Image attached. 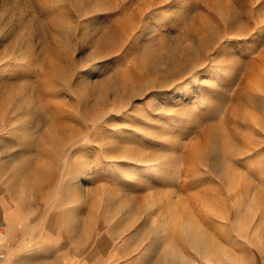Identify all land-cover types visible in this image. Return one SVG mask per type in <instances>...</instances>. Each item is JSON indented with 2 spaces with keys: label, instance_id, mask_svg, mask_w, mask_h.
Listing matches in <instances>:
<instances>
[{
  "label": "rangeland",
  "instance_id": "rangeland-1",
  "mask_svg": "<svg viewBox=\"0 0 264 264\" xmlns=\"http://www.w3.org/2000/svg\"><path fill=\"white\" fill-rule=\"evenodd\" d=\"M0 206L42 264H264V0H0Z\"/></svg>",
  "mask_w": 264,
  "mask_h": 264
},
{
  "label": "crops",
  "instance_id": "crops-1",
  "mask_svg": "<svg viewBox=\"0 0 264 264\" xmlns=\"http://www.w3.org/2000/svg\"><path fill=\"white\" fill-rule=\"evenodd\" d=\"M19 218L16 207L5 210L0 206V252L3 253L0 264H42L38 254L28 251L24 238L19 235L20 229L15 228ZM4 239H10L11 245L5 246Z\"/></svg>",
  "mask_w": 264,
  "mask_h": 264
},
{
  "label": "built area",
  "instance_id": "built-area-1",
  "mask_svg": "<svg viewBox=\"0 0 264 264\" xmlns=\"http://www.w3.org/2000/svg\"><path fill=\"white\" fill-rule=\"evenodd\" d=\"M0 233H2V230H0ZM1 256H3V253H2V252H0V257H1Z\"/></svg>",
  "mask_w": 264,
  "mask_h": 264
}]
</instances>
